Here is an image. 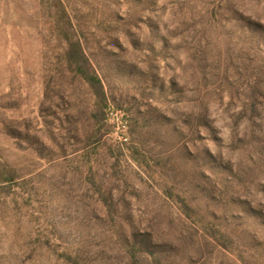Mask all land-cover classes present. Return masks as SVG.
I'll use <instances>...</instances> for the list:
<instances>
[{"label":"rangeland","instance_id":"1","mask_svg":"<svg viewBox=\"0 0 264 264\" xmlns=\"http://www.w3.org/2000/svg\"><path fill=\"white\" fill-rule=\"evenodd\" d=\"M0 264H264V0H0Z\"/></svg>","mask_w":264,"mask_h":264},{"label":"trees","instance_id":"2","mask_svg":"<svg viewBox=\"0 0 264 264\" xmlns=\"http://www.w3.org/2000/svg\"><path fill=\"white\" fill-rule=\"evenodd\" d=\"M78 56L79 57H78L77 61L80 62L78 67H77L78 75L81 78H83L86 82H88L90 85H92V84H98L99 85L100 80L98 79L97 75L94 73L88 59L81 52H80V54H78ZM73 60L75 61V57H73Z\"/></svg>","mask_w":264,"mask_h":264}]
</instances>
